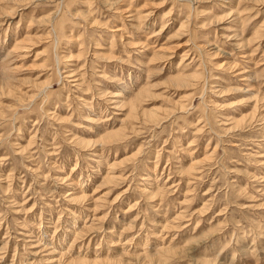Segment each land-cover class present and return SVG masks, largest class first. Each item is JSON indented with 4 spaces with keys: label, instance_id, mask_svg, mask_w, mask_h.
<instances>
[{
    "label": "rangeland",
    "instance_id": "obj_1",
    "mask_svg": "<svg viewBox=\"0 0 264 264\" xmlns=\"http://www.w3.org/2000/svg\"><path fill=\"white\" fill-rule=\"evenodd\" d=\"M22 1L0 264H264V0Z\"/></svg>",
    "mask_w": 264,
    "mask_h": 264
},
{
    "label": "bare ground",
    "instance_id": "obj_2",
    "mask_svg": "<svg viewBox=\"0 0 264 264\" xmlns=\"http://www.w3.org/2000/svg\"><path fill=\"white\" fill-rule=\"evenodd\" d=\"M22 1V0H21ZM25 1V0H24ZM191 1V0H190ZM23 2V1H22ZM2 10V9H1ZM3 13H5V12H3ZM4 15H6V13L4 14ZM9 15V14H8ZM138 17H140L139 15H138ZM8 18V17H7ZM243 72H244V70H243ZM197 75V74H196ZM199 76V75H198ZM187 78V77H186ZM179 78H177V81H180V80H178ZM186 80V79H185ZM0 81H1V88H5V83L7 82L6 81V79H4V77H3V80H2V78L0 77ZM181 82V81H180ZM9 83V82H8ZM182 83V82H181ZM184 84V83H183ZM181 86H182V84H181ZM184 86H185V84H184ZM141 92H145V90H142ZM140 92V93H141ZM148 92V91H147ZM138 95V94H137ZM140 95V94H139ZM146 95V94H145ZM134 100V99H133ZM140 100V99H139ZM136 105H137V103H136ZM134 108V107H133ZM136 109V108H135ZM137 110V109H136ZM145 114V113H144ZM148 114H150V115H153L152 113H148ZM81 144H85L84 142H81ZM81 264H86V263H84V262H80Z\"/></svg>",
    "mask_w": 264,
    "mask_h": 264
}]
</instances>
